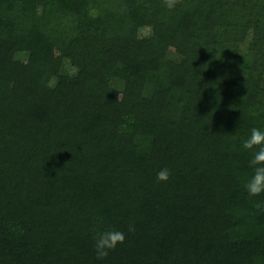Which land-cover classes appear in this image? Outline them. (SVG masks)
<instances>
[{
  "label": "trees",
  "instance_id": "1",
  "mask_svg": "<svg viewBox=\"0 0 264 264\" xmlns=\"http://www.w3.org/2000/svg\"><path fill=\"white\" fill-rule=\"evenodd\" d=\"M253 128L264 0H0V264H264Z\"/></svg>",
  "mask_w": 264,
  "mask_h": 264
},
{
  "label": "clouds",
  "instance_id": "2",
  "mask_svg": "<svg viewBox=\"0 0 264 264\" xmlns=\"http://www.w3.org/2000/svg\"><path fill=\"white\" fill-rule=\"evenodd\" d=\"M179 0H164V5L168 9H174ZM119 98V97H118ZM243 148L252 151V158L249 161V167L252 169V174L244 183V189L251 197L264 194V131L253 128L250 135L243 141ZM170 177V172L167 168H163L156 174L158 182H166ZM254 207L264 212V201L254 203ZM129 232H134L133 225H129ZM126 237L124 232L118 229H111L99 232L95 237L94 249L97 259H104L108 256L111 250H114L118 244H123Z\"/></svg>",
  "mask_w": 264,
  "mask_h": 264
},
{
  "label": "rangeland",
  "instance_id": "3",
  "mask_svg": "<svg viewBox=\"0 0 264 264\" xmlns=\"http://www.w3.org/2000/svg\"><path fill=\"white\" fill-rule=\"evenodd\" d=\"M177 48H178V45L173 44L172 47H171V50L172 51H177ZM21 60H23V58Z\"/></svg>",
  "mask_w": 264,
  "mask_h": 264
}]
</instances>
